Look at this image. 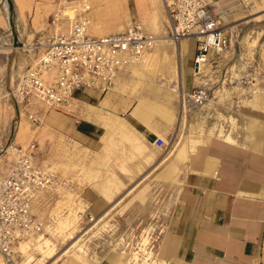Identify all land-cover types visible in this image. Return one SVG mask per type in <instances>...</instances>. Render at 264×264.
Returning a JSON list of instances; mask_svg holds the SVG:
<instances>
[{"label": "rangeland", "instance_id": "1", "mask_svg": "<svg viewBox=\"0 0 264 264\" xmlns=\"http://www.w3.org/2000/svg\"><path fill=\"white\" fill-rule=\"evenodd\" d=\"M213 2V12L222 23L229 25L232 48L226 55L211 53L205 70L197 75L198 80L194 78V84L187 82V89L201 82L209 89L208 98L192 107L199 108L197 116L189 114L191 120L194 117L202 120L207 135L211 127L214 135L230 133L234 137L239 135L241 123L250 122L251 116L261 114L260 108H252L246 101L252 98L251 91H248L250 86L264 88V0ZM85 7L90 16L89 30L92 34L122 30L129 15L139 18L146 28L154 32L159 30V36L168 33L164 0H0V175L7 171L12 160L5 149L8 143L26 147L35 142L39 163L63 177H69L75 184L74 188H60V193L52 189L44 191L43 195L41 192L39 200L32 203L33 213L42 228L38 236L21 244L36 242L40 235H44L55 245L54 252L41 254L31 246L28 254L36 260L27 263L25 253L16 244L15 263L164 264L157 258H151L146 244L163 230L175 195L177 181L161 185L160 175L155 172L162 170L163 177V167L171 163L175 149L163 157L162 150L153 141L160 135L170 142L174 136L175 139L178 137V133L176 122L173 126L157 130L155 125L161 119L158 113L141 119L142 104L156 99L145 79L133 72H125L130 80L116 90L125 103L109 108L113 114H110L107 131L112 129L117 141L112 146L107 147L103 143L93 149L85 148L67 133L49 127L45 114L54 107L38 102L27 110L13 95L19 77L44 51L47 35L53 29H68L77 10ZM55 15L57 20L53 23ZM189 46V58L192 59L195 41L188 40ZM183 49L181 47L182 53ZM186 57L184 54L185 62ZM166 67L169 68V63L163 64V68ZM169 80L160 78L159 83L172 89ZM235 88L239 91L235 92ZM126 102H129L127 106ZM179 102L178 97L175 105ZM30 112H34L39 120L33 121ZM121 121L126 122L124 127L120 126ZM152 131L153 135H150ZM122 134L137 139L135 142L142 153L130 147L127 140L121 141ZM183 143L182 139L180 148L185 147ZM177 156L180 158L182 154L178 152ZM138 164L143 168L140 172ZM125 167L130 168L129 172L133 174L127 176ZM146 173L150 174L143 177ZM111 177L115 180L110 184L122 189L116 192L108 186L106 192H101L98 184L101 187L106 185ZM88 187L105 199L106 206L100 213H94L93 223L83 224L79 231L82 220L78 211L89 205L83 199ZM58 218L69 220L61 226ZM145 249L147 252L142 256Z\"/></svg>", "mask_w": 264, "mask_h": 264}, {"label": "crops", "instance_id": "2", "mask_svg": "<svg viewBox=\"0 0 264 264\" xmlns=\"http://www.w3.org/2000/svg\"><path fill=\"white\" fill-rule=\"evenodd\" d=\"M169 44L160 43L157 49L171 50L173 45ZM157 46L158 44L152 51ZM182 48L183 58L186 54L185 59L192 61L189 58L188 41L182 44ZM172 58L167 62L169 68H163L166 63L159 65L158 69H162L163 75L155 78L147 76V73L136 72L137 68L126 66L118 72L114 88L105 93L89 88L76 89L70 103L73 104V111L57 108L47 111L45 115L49 120V127L67 133L85 148L93 149L103 143L107 147L114 145L117 141L114 131H107L110 114H113L109 108L125 103L116 90L130 80L125 72H133L139 78H144L156 99L142 104L141 119H148L158 113L161 119L155 125L157 130L173 126L176 122L179 133L181 131L176 145L183 139L186 147L175 151L171 163L163 167V177L166 180L161 175L162 170L155 171L156 175H160L161 185L177 181L166 224L157 242V260L164 264H264V88L250 86L248 91H251L252 98L246 103L252 108H260L261 114L251 116L250 122L241 123L239 135H214L211 127L207 135L201 119H190L189 113L197 116L195 114L199 108L193 109L187 103L188 111L181 123L182 100L179 92L170 89L174 94L171 95L167 89L169 86L159 83L160 78L167 77L170 82L175 78L176 74L172 70L175 60ZM183 76L184 83L188 79L194 84L191 76H185V70ZM187 90L189 92L191 88ZM234 90L238 92L239 88ZM178 97L180 102L175 105ZM172 112L175 119L170 123L163 115ZM125 123L121 121L120 126L124 127ZM149 134L153 135V131ZM123 140H127L130 147L138 153H142L135 142L137 139L123 135L121 141ZM179 151H183L180 158L177 156ZM162 161L163 159L160 163ZM142 169L138 164L137 170L140 172ZM124 171L127 176L133 174L128 167ZM149 174L146 173L143 177ZM113 180L115 179L111 177L107 180L109 183L102 184L103 188L99 184L97 188L103 193L108 186L111 190L120 191L122 187L115 188L110 184ZM88 188L83 199L89 203L92 213H100L106 206L105 199L92 187Z\"/></svg>", "mask_w": 264, "mask_h": 264}, {"label": "built area", "instance_id": "3", "mask_svg": "<svg viewBox=\"0 0 264 264\" xmlns=\"http://www.w3.org/2000/svg\"><path fill=\"white\" fill-rule=\"evenodd\" d=\"M86 9L77 10L68 29H53L47 35L44 51L19 77L13 95L27 110L38 102L67 110L76 89L107 92L115 83L118 72L159 40L157 33L131 15L125 19L120 31L91 34ZM164 9L168 27L166 37L177 45L183 38L195 41L193 73H202L201 65L207 62L211 53L226 55L231 50L228 26L213 13L212 0H164ZM56 20L55 15L53 23ZM208 96L209 89L204 83L194 85L186 94L193 107L203 103ZM29 116L33 121L39 120L34 112ZM175 137L169 142L157 135L153 143L164 155L172 148ZM5 149H10L13 156L7 171L0 175V254L7 264H16V244L42 228L30 206L35 193L58 185L74 188L75 184L69 177L39 163L35 142L26 147L10 142ZM78 213L82 220L79 231L83 224L93 223L96 217L88 205ZM161 232L146 244L151 258H156Z\"/></svg>", "mask_w": 264, "mask_h": 264}, {"label": "bare ground", "instance_id": "4", "mask_svg": "<svg viewBox=\"0 0 264 264\" xmlns=\"http://www.w3.org/2000/svg\"><path fill=\"white\" fill-rule=\"evenodd\" d=\"M61 11V14L65 15L64 13H62V10ZM66 16V15H65ZM71 23V22H70ZM229 27V25H227ZM232 26V25H231ZM90 28V27H89ZM90 32V30H89ZM92 34V33H91ZM169 39L166 37V36H159V40L155 43V45L148 51L144 52L143 54H141L139 57L137 58H133L131 60V62L126 65V66H131L132 68H137L136 69V72L139 71L141 73H147L149 75V77L151 78H155L157 75H163V71L162 69H158L159 68V65L162 64V63H167L169 61H171V58L174 57L175 58V65L172 66V70H173V73L176 74L175 78H173L170 82V85L173 87L171 90L173 92H179L180 94V98L182 100V106H181V119H180V122L182 123V119H183V116L185 115V113L188 111V99L189 97L187 98L186 97V94H187V89L185 86H187V82H190L188 79V81L185 80V83H184V76H183V72L185 70V76L188 75V78H190L189 76L192 77V79L194 80L195 78V81H197V77H196V74L193 73V70H192V61L191 60H187L186 59V62H187V65H185L184 63L185 60L183 58V53L181 51V47H182V44L185 42V41H188V40H194V39H191V38H183L179 45L171 42L173 44L171 50L169 49H166L164 48L163 50H159L157 49L159 46H160V43L162 41H168ZM156 44H158V46L155 48L156 50L154 51H151L152 49H154V47L156 46ZM191 61V62H190ZM206 63L207 62H204L202 63L201 65V69L200 71H204L205 68H206ZM125 66V67H126ZM150 67V68H149ZM175 80V81H173ZM173 81V82H172ZM192 81V80H191ZM204 83V82H201V84ZM167 88V87H165ZM167 89L170 90V87H168ZM254 89V88H253ZM169 91V93L171 95H174L172 91ZM177 94V93H176ZM72 105L73 104H70L67 108V111H73V108H72ZM200 105V104H199ZM193 107V106H192ZM165 117L168 118V121L170 123H173L174 122V119H175V115H174V112L172 113H169L167 115H163ZM164 117V118H165ZM179 121V120H178ZM168 123V122H167ZM176 133L179 134V127L177 128L176 130ZM178 138V137H177ZM177 138L173 140V143H172V148L169 149L168 153L164 154V156H167L172 150L175 149V151L177 152V150L180 148V144L182 143V140L178 143V145H176V140ZM37 151V150H36ZM175 151L173 153H175ZM6 153H8L11 156H13V152L10 150V149H7L6 150ZM172 153V154H173ZM179 153L183 154V151H179ZM38 160V159H37ZM168 160V159H167ZM166 160V161H167ZM163 162V161H162ZM54 170V169H53ZM143 180V179H141ZM62 188H70V187H66V186H61V185H58L57 187L53 188L52 190H54L56 193H60V190ZM134 189V188H133ZM44 191H51V190H48V189H41L39 191H37L32 199V202H31V210H32V203L33 201H37V199L40 197L39 194H43ZM70 193V192H69ZM130 193V192H129ZM121 201V200H120ZM60 203V201H57V204ZM78 205V204H77ZM78 207V206H77ZM76 207V208H77ZM75 208V207H74ZM73 209V208H72ZM76 210V209H74ZM33 211V210H32ZM72 211V210H71ZM77 211V210H76ZM75 211V213H76ZM81 211V210H80ZM77 215V214H76ZM79 217V216H78ZM58 218V224L61 225V226H64L65 223L68 222L69 218H67V220L64 221V219H60ZM96 226V225H95ZM35 236H38L37 235H31L29 237H27L26 239H21L19 240V242L17 243V248L20 246V249L23 253H25L26 257H27V263H30V262H33L35 261V257H31L29 254H28V251L30 250V247L31 246H34L36 251H38L39 253L41 254H47V253H52L54 252L55 250V245H53V243L48 240V239H45L46 237L44 235H40L37 239H36V242L34 241H31L30 243H26L25 244H21L23 241L29 239V238H33ZM33 240V239H32ZM21 244V245H20ZM55 256V255H54ZM49 257V256H48ZM51 257V256H50ZM4 259V258H3ZM2 257H0V264H5L4 261H3ZM7 264V263H6Z\"/></svg>", "mask_w": 264, "mask_h": 264}]
</instances>
